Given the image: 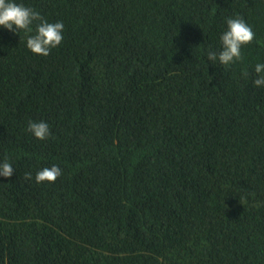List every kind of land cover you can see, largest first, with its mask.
<instances>
[{
    "label": "trees",
    "instance_id": "obj_1",
    "mask_svg": "<svg viewBox=\"0 0 264 264\" xmlns=\"http://www.w3.org/2000/svg\"><path fill=\"white\" fill-rule=\"evenodd\" d=\"M24 3L64 39L0 28V264H264V0ZM233 16L255 38L213 65Z\"/></svg>",
    "mask_w": 264,
    "mask_h": 264
},
{
    "label": "clouds",
    "instance_id": "obj_2",
    "mask_svg": "<svg viewBox=\"0 0 264 264\" xmlns=\"http://www.w3.org/2000/svg\"><path fill=\"white\" fill-rule=\"evenodd\" d=\"M226 28L219 36V45L209 47L206 60L216 65L218 62L229 67L243 60L242 49L255 38L252 27L241 17L233 16L225 19ZM0 28L25 36V46L33 54L48 56L52 49L61 45L64 39L63 21L50 22L31 6H26L24 0H0ZM20 36V35H19ZM255 78L252 84L256 88H264V60L254 64ZM247 76V73H245ZM27 132L38 140H47L51 129L47 121H29ZM14 172L12 162L0 161V177L10 178ZM30 175V174H29ZM61 175L59 165L44 167L37 171L35 181L53 182Z\"/></svg>",
    "mask_w": 264,
    "mask_h": 264
}]
</instances>
